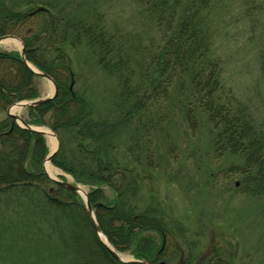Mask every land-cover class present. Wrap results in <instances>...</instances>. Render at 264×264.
Instances as JSON below:
<instances>
[{"label": "trees", "instance_id": "obj_1", "mask_svg": "<svg viewBox=\"0 0 264 264\" xmlns=\"http://www.w3.org/2000/svg\"><path fill=\"white\" fill-rule=\"evenodd\" d=\"M75 1L0 0V37L22 38L27 60L58 85L53 100L27 108L28 115L23 117L29 124L50 127L59 136L61 147L53 163L77 183L96 186L89 191L90 201L113 248L132 250L139 259L156 264L166 255L167 244L160 249L164 239L167 241L169 225L154 214L158 211H139L128 199L137 193L139 166L144 163L152 169L161 162L155 161L152 140L164 132L170 109L159 108L160 89L166 93L175 76L178 83L190 82V89L173 104V110H181L191 122L199 116L200 123L208 125L217 150L240 151L244 159L240 185L256 194L264 190V127L226 86L208 22L214 0H138L162 36L157 46L153 41L140 46L139 86L134 91V72H127L131 67L127 44L116 41L102 18H90L88 11L73 7ZM36 3L47 10L36 13L42 17L38 29L23 35L22 26L31 16L22 7ZM79 40H85L106 72H117L120 105L129 106L122 115L126 117H120L121 111L113 122L94 119L93 106L74 89L75 82L71 89L72 62L61 45L71 47ZM112 53L116 60L111 65ZM37 78L19 51L0 50V113L15 102L38 98ZM126 121L130 124H120ZM120 126L129 132L125 149L132 164L111 156L110 148L115 146L109 141ZM48 154L45 136L22 127L6 112L0 120V257H20L29 264H92L73 247H79L77 236H84V246L100 262L129 264L117 260L99 239L81 195L47 176L43 162ZM52 186L55 189L50 191ZM105 186L115 192L113 202H109ZM151 232L160 234V244Z\"/></svg>", "mask_w": 264, "mask_h": 264}, {"label": "rangeland", "instance_id": "obj_2", "mask_svg": "<svg viewBox=\"0 0 264 264\" xmlns=\"http://www.w3.org/2000/svg\"><path fill=\"white\" fill-rule=\"evenodd\" d=\"M39 5L22 7L31 17L22 26L21 34L28 35L38 29L42 17L38 13H29ZM73 5L88 11L90 18H95L94 15L102 18L116 41L127 44L126 53L131 54L128 62L131 67L127 72H134L135 82L131 90L134 91L139 86L140 46H147L152 41L157 46L161 31L139 6L138 0H76ZM208 22L213 36V52L222 62L226 86L264 127V0H214L208 11ZM139 38L142 39L141 45ZM85 44V40H79L71 47L61 45L67 51L68 62H72L74 89L93 106L94 119L113 122L121 111L120 117H126L129 106L120 105L121 87L115 76L117 72L111 75L106 72ZM21 48L13 40L6 42L4 39L0 43L2 51L20 52ZM110 59L111 65L114 64L115 53ZM168 86L166 93L160 89L158 94L159 108L170 109L166 114L167 123L163 122L165 130L161 135L160 132L155 134V140L152 138L155 161L160 159L161 162H157L156 167L151 166L152 169L144 163L139 166L137 172L141 176L137 178V193L128 199L139 211L144 208L158 211L154 214L165 218L169 225L166 255L158 261L264 264V190L256 194L240 185V168L244 165L240 151L228 147L217 150L208 125L200 123L199 116L191 122L187 114L184 116L181 110H173V104L183 99L186 89H190V82L178 83L175 76ZM37 88L39 97L54 92L51 81L43 77L37 78ZM188 105L191 102L186 103ZM200 110H204L201 104ZM15 112L25 117L28 115L27 109L23 108ZM5 116L6 110L0 113V120ZM120 124H130V121ZM117 128L118 133H114L109 141L115 146L110 148L111 156L122 163L132 164L125 149L129 132L126 126ZM45 139L49 152L53 151L54 142L46 136ZM51 164L60 171L56 177L76 182L71 174L55 163ZM79 184L88 191L96 187ZM103 188L109 202H113L115 192L108 186ZM150 234L158 244L162 242L160 234ZM77 238L79 247L73 246L77 255L83 254L92 264H104L98 260L97 254L90 253L88 246H84V236ZM162 250L163 247L160 252ZM119 253L125 259H139L132 250ZM204 257L207 258L203 261ZM26 261L20 257H0V264H29Z\"/></svg>", "mask_w": 264, "mask_h": 264}, {"label": "water", "instance_id": "obj_3", "mask_svg": "<svg viewBox=\"0 0 264 264\" xmlns=\"http://www.w3.org/2000/svg\"><path fill=\"white\" fill-rule=\"evenodd\" d=\"M44 10H47L46 7L44 6H39L38 8H36L35 10H32L29 14L33 15V14H36L40 11H44ZM8 38H15V39H18L20 42H21V57H22V61L23 63L36 75L40 76V77H43V78H46L48 79L49 81H51V83L53 84L54 86V92L51 96H45V97H41V98H38V99H34V100H24V101H19V102H15L14 104L10 105L7 109V114L11 117H13L19 124H21L24 128L32 131V132H36V133H40L44 136H46V132L41 128V127H38V126H34L32 124H29L24 118L23 116L20 114V113H16L14 110H17V109H25V108H29V107H37V106H40L46 102H49L51 100H53L57 94H58V85L57 83L55 82V80L53 79V77L51 75H49L47 72H43L41 70H39L38 68H36L34 65H32L26 58V52H25V45H24V42L17 36L15 35H3L0 37V43L4 40V39H8ZM73 85H74V81H72V84H71V89L73 88ZM54 132V131H53ZM55 134V137L57 139V146L56 148L51 151L47 156L46 158L44 159V162H43V167H44V170L47 174V176L52 179L56 184H59V185H62L68 189H71L75 192H78L83 198L84 200L86 201V208H87V212L91 218V221H92V224L94 226V229L99 237V239L103 242V244L111 251V253L113 254V256L119 260L120 262H124V263H129V264H152L151 261L147 258H144V259H125L121 256V254L119 252H117L109 243L107 237L105 236V234L103 233V231L101 230L100 228V225L97 221V218H96V214H95V210L91 204V201H90V197H89V193L88 191L81 185V184H78V183H74V182H70L68 180H64V179H61V178H57V177H53L51 176L48 171H47V168H46V164L47 162H51L53 160V158L56 156V154L59 152L60 150V147H61V141H60V138L59 136L54 132ZM237 184H239L237 182ZM55 188L54 186H52L50 188V191H53ZM158 264H182V262H168L166 260H162L160 261Z\"/></svg>", "mask_w": 264, "mask_h": 264}, {"label": "bare ground", "instance_id": "obj_4", "mask_svg": "<svg viewBox=\"0 0 264 264\" xmlns=\"http://www.w3.org/2000/svg\"><path fill=\"white\" fill-rule=\"evenodd\" d=\"M10 40H13L17 45H21V42L15 38H8V39H6V42L10 41ZM41 128L46 132V137H48L50 140H52L54 142V149H55L57 146V139L55 137L54 132L49 128H44V127H41ZM46 168H47L48 173L53 177H56L57 174H60V171L58 169H56L55 167H53L51 162H47Z\"/></svg>", "mask_w": 264, "mask_h": 264}, {"label": "flooded vegetation", "instance_id": "obj_5", "mask_svg": "<svg viewBox=\"0 0 264 264\" xmlns=\"http://www.w3.org/2000/svg\"><path fill=\"white\" fill-rule=\"evenodd\" d=\"M165 244H166V242H165ZM158 263H159V261L156 264H158Z\"/></svg>", "mask_w": 264, "mask_h": 264}]
</instances>
